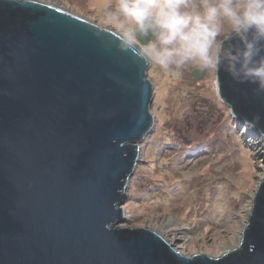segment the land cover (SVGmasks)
Returning <instances> with one entry per match:
<instances>
[{
    "label": "water",
    "instance_id": "water-1",
    "mask_svg": "<svg viewBox=\"0 0 264 264\" xmlns=\"http://www.w3.org/2000/svg\"><path fill=\"white\" fill-rule=\"evenodd\" d=\"M81 16L0 0V264H264V175L223 254L187 256L151 228L119 225L153 128L150 64ZM215 79L233 118L264 137V93L223 68Z\"/></svg>",
    "mask_w": 264,
    "mask_h": 264
},
{
    "label": "rangeland",
    "instance_id": "rangeland-1",
    "mask_svg": "<svg viewBox=\"0 0 264 264\" xmlns=\"http://www.w3.org/2000/svg\"><path fill=\"white\" fill-rule=\"evenodd\" d=\"M37 1L63 3L99 26H106L105 14L115 3ZM193 69L203 76L195 79ZM176 71L179 76L172 74ZM146 72L152 83L153 128L139 143L119 225L159 230L187 256L230 250L238 245L264 175V137L233 118L211 70L189 63L166 73L150 64ZM194 115L195 125L186 132L190 143L183 144L172 126L183 125L189 117L194 122ZM166 220L170 223L165 226Z\"/></svg>",
    "mask_w": 264,
    "mask_h": 264
},
{
    "label": "clouds",
    "instance_id": "clouds-1",
    "mask_svg": "<svg viewBox=\"0 0 264 264\" xmlns=\"http://www.w3.org/2000/svg\"><path fill=\"white\" fill-rule=\"evenodd\" d=\"M105 25L121 49L166 73L189 63L223 68L264 93V0H115Z\"/></svg>",
    "mask_w": 264,
    "mask_h": 264
},
{
    "label": "trees",
    "instance_id": "trees-1",
    "mask_svg": "<svg viewBox=\"0 0 264 264\" xmlns=\"http://www.w3.org/2000/svg\"><path fill=\"white\" fill-rule=\"evenodd\" d=\"M193 118V117H192ZM195 125V115H194V122H192L191 118L184 120V124L180 126L173 125L172 129L174 131V135L182 141L183 144H189L190 139H188L186 132H188L191 127L190 126ZM214 141V139H213ZM210 143V142H209Z\"/></svg>",
    "mask_w": 264,
    "mask_h": 264
},
{
    "label": "bare ground",
    "instance_id": "bare-ground-1",
    "mask_svg": "<svg viewBox=\"0 0 264 264\" xmlns=\"http://www.w3.org/2000/svg\"><path fill=\"white\" fill-rule=\"evenodd\" d=\"M51 4V3H50ZM51 5H53V6H56V7H59V8H61V9H64V10H66V11H70L71 13H74V12H72L70 9H68V8H66V6L63 4V3H53V4H51ZM74 14H76V13H74ZM77 15H79V14H77ZM80 16V15H79ZM81 17H83V18H85L86 20H88V21H90V22H93L91 19H89V18H87V17H84V16H81ZM215 81H216V79H215ZM170 223V221L169 220H166V222L164 223L165 224V226L166 225H168ZM165 226H163L162 225V227H165ZM155 232L158 234V235H160L159 233H161L159 230H155ZM162 237V236H161ZM241 238V236H239L238 237V242H239V239ZM170 245H171V247L174 249V250H176L177 252H180L181 253V251L179 250V248H177V247H175V246H173L170 242H168ZM229 250V249H228ZM226 248H224V249H221L220 250V252L218 253V254H223V253H225L226 251H228ZM201 253H204V252H201Z\"/></svg>",
    "mask_w": 264,
    "mask_h": 264
}]
</instances>
